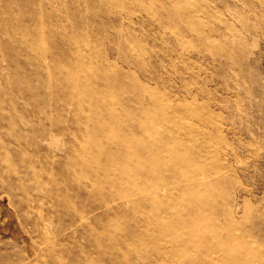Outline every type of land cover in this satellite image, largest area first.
<instances>
[{
	"label": "rangeland",
	"instance_id": "1",
	"mask_svg": "<svg viewBox=\"0 0 264 264\" xmlns=\"http://www.w3.org/2000/svg\"><path fill=\"white\" fill-rule=\"evenodd\" d=\"M0 264H264V0H0Z\"/></svg>",
	"mask_w": 264,
	"mask_h": 264
}]
</instances>
